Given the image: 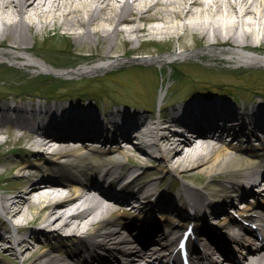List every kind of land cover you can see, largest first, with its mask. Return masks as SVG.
I'll return each mask as SVG.
<instances>
[{"label": "bare ground", "instance_id": "1", "mask_svg": "<svg viewBox=\"0 0 264 264\" xmlns=\"http://www.w3.org/2000/svg\"><path fill=\"white\" fill-rule=\"evenodd\" d=\"M59 28L63 31L57 36L55 32ZM50 31L65 45L60 50L70 53L71 46L79 43L81 49L90 52L88 60L94 61L75 68L58 69L29 54V34L34 33L36 39L41 32L46 40L50 38ZM186 36H191L204 48L156 57L143 55L133 60L112 54L115 53L112 51L115 50L116 38H121L124 44L138 42L137 47L126 49L127 53L139 52V45L143 42L167 37L182 42ZM105 44L107 50L103 52ZM0 45L7 48L0 49V60L13 61L14 64L18 61L16 64L36 72L66 78L99 74L126 63L164 66L175 60L203 57L227 65L261 67L264 66V0H0ZM164 91L161 89L160 97ZM196 93L199 94L189 99L184 108H181L183 105L178 106L176 114L171 110L161 116L160 121L145 118L139 123L134 114L112 115L110 131L114 134L105 137V141L118 142L120 137L133 142L131 145L122 143L126 150L116 149L117 142L114 148L103 143L102 150L84 146L89 142L99 145L97 142L106 135L100 112L97 113L89 103L67 105L65 101L63 104L37 106L33 101L16 99L15 96L9 97L10 100L0 97V133H5L1 127L8 123H13L16 128L26 123L33 127L36 125L38 130L23 139L32 149V153L29 152L34 159L49 155L62 163L68 162L65 169L55 166L63 179L47 178L51 173H43L41 165L32 160L22 161L17 167V174L22 179L21 188L16 193L5 191L0 195V214L7 216L9 225L16 229L14 232L6 222L0 221L9 233L0 234L3 253L17 260L21 258L22 263L18 264H94L79 263L73 251L55 255L50 252V247L41 250L45 241L27 243L23 233L35 220L42 224L37 232L42 231L43 224L47 223L54 238L59 239L63 231L80 236L78 248L84 244L81 237L90 229L103 228L105 233L102 235L106 240L121 248L129 238L119 233L124 215L118 212V205L123 204L136 211L142 206L130 207L128 202L134 201L139 193L149 197L153 191L156 192L159 183L140 175L141 169L151 163H156L159 171L167 175L176 172L183 178H191L195 173L203 174L205 183L198 189L184 184V193L188 199L204 205L213 199H239L240 192L250 191L239 188L240 183L249 187L259 185L262 189L264 180L257 169L264 165V143L259 148L243 151L225 143L224 136L245 135L248 130L254 136L258 131L264 134V94L259 96L260 100L253 108L245 111L235 108L242 104L233 107L230 100L220 96ZM230 117L235 120L232 128L227 121ZM174 129L182 131L177 133ZM192 132L196 137H191ZM136 133L140 145H134ZM8 140L7 137L0 140V146ZM150 148L155 149L156 154L149 151ZM254 155L259 159L250 158ZM130 160L132 169L127 163ZM13 164L7 168L15 167L16 162ZM100 165L119 177L137 175L133 183L123 187L125 194L114 202L105 201L91 187L96 185L93 178ZM108 189L114 192L116 186L109 184ZM241 197L244 198L245 193L242 192ZM157 199L165 202L168 199L170 203L161 208L173 210L170 196L162 193ZM233 203L231 200V205ZM174 211L178 212L177 209ZM172 224L169 220L166 225ZM38 249L36 257L30 260V255ZM0 264L3 263L0 261ZM245 264H264V258H252Z\"/></svg>", "mask_w": 264, "mask_h": 264}, {"label": "rangeland", "instance_id": "2", "mask_svg": "<svg viewBox=\"0 0 264 264\" xmlns=\"http://www.w3.org/2000/svg\"><path fill=\"white\" fill-rule=\"evenodd\" d=\"M63 31L62 28L56 30L57 36ZM54 32L50 31L49 39H44L43 33L39 32L35 39L34 33L29 34V50L28 53L37 57L39 61L52 65L54 68L67 69L75 68L81 64L94 61L88 60L90 52L80 48L79 43H74L68 50H60L63 43L59 38L53 36ZM87 45V44H86ZM93 45V43H90ZM101 45H103L101 43ZM138 42L131 44H124L121 38L115 39V50L112 52L113 56H120L121 58L135 59L143 55L156 57L162 55L173 54L176 52H191L204 48V45L195 42L191 36H186L184 41H177L176 39L162 38L160 41L143 42L139 45V52H125L129 47H137ZM0 49H7L0 45ZM78 49V50H77ZM264 53V46L262 48ZM74 50V53H72ZM107 50L106 44L103 47V52ZM111 54V55H112ZM96 60V59H95ZM18 61L0 60V97L15 96L17 98H25L24 96H35L41 93H48L51 88L55 91V95H69V93L86 94L89 98L83 100H76L74 103L82 101L93 104H104L111 108L112 104L125 103L127 101L133 103L134 107L142 108L145 104H151L150 117L154 121H160L163 115L162 108L164 104H158L157 100L160 98V91L164 89V98L166 100V111L171 109V103L178 100L181 96L194 90L209 91L212 93H220L231 89L241 98L248 101L257 99L256 96L264 94V66L250 67L243 65H227L220 61L211 60V58H196L186 60H175L170 65L159 64H140V63H126L123 66H117L109 71L99 74L80 75L72 78H57L46 75L42 72H36L31 68L16 64ZM44 75V76H43ZM46 76V77H45ZM48 76V77H47ZM171 76V79L169 77ZM178 76V78H176ZM90 97H94L93 101ZM70 98V97H69ZM132 105V104H128ZM110 111V110H108ZM149 114V113H148ZM147 114V115H148ZM5 133H0V140L8 138L7 143L0 146V184L4 188H8V193H16L21 188L22 179L15 171V167H8L13 165V162L23 157L25 160H32L37 162L32 156V151L28 150V144L23 140L25 137L18 136L22 131L10 125L1 127ZM134 139V138H133ZM137 142V140H134ZM130 145V144H129ZM121 150H123L120 147ZM31 153H30V152ZM144 170L152 176L151 181L162 182L168 175L159 173V166L156 163L148 164ZM174 179V190L182 189L184 184H189L195 189L200 188L205 183V177L201 173H195L191 178H183L181 174L172 173ZM185 174V173H184ZM221 179V176H217ZM193 181V182H192ZM172 189V190H173ZM184 189V187H183ZM5 192L0 190V195ZM31 217V216H30ZM5 222L6 217L0 218ZM41 222V221H39ZM11 227V225L9 226ZM15 231V227L12 226ZM2 234L7 235L5 229L0 227ZM31 229L24 233L27 243L33 242L30 238ZM38 241L44 242L45 236H40ZM8 244V243H6ZM47 245L40 249L47 248ZM40 250L34 251L30 255V260H33ZM51 253L57 254L58 249L50 250ZM23 258V256H22ZM0 261L3 264H18L22 263L20 260L3 253L0 248Z\"/></svg>", "mask_w": 264, "mask_h": 264}]
</instances>
